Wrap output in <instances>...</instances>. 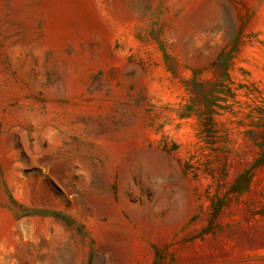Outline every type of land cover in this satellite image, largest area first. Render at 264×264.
<instances>
[{
    "label": "rangeland",
    "instance_id": "1",
    "mask_svg": "<svg viewBox=\"0 0 264 264\" xmlns=\"http://www.w3.org/2000/svg\"><path fill=\"white\" fill-rule=\"evenodd\" d=\"M0 264H264V0H0Z\"/></svg>",
    "mask_w": 264,
    "mask_h": 264
}]
</instances>
